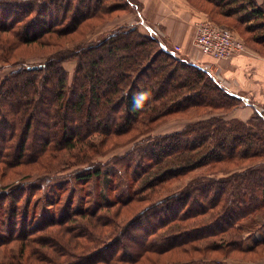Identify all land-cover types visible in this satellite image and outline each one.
<instances>
[{
	"label": "trees",
	"instance_id": "16d2710c",
	"mask_svg": "<svg viewBox=\"0 0 264 264\" xmlns=\"http://www.w3.org/2000/svg\"><path fill=\"white\" fill-rule=\"evenodd\" d=\"M208 1L248 8L246 1L244 20L264 21V9L251 0ZM134 3L0 0V70L13 69L0 75V162L18 165L22 157L29 161L50 150L78 149L88 158L99 153L103 139L126 134L136 123L152 131L174 114L197 110L201 115L179 130L151 136L149 145L126 164L150 178L146 186L152 191L202 169L200 173L124 227L115 224L110 239L94 235L92 248L84 244L82 255L65 251L61 260L38 252L37 259L43 264H140L143 258L151 260V254L175 250L184 258L169 264H226L212 254L227 255L229 248L256 252L264 247V237L248 242L242 233L264 227V110L247 120L232 117L242 106L240 98L205 70L164 49L158 38L143 34L138 25L120 26L90 42L85 41L86 31L73 47L60 46L37 63L18 58L27 46H57V39L78 35L90 28L89 22L124 12ZM258 27L264 28V22ZM70 60L75 61L72 76L65 67ZM142 91L149 93L146 100L137 96ZM93 164L78 181L101 177L102 167ZM219 164L224 174H209ZM7 197L0 198V206ZM73 211L91 215L79 207ZM69 220L52 214L37 228L27 226L22 239ZM5 236L0 234V246L7 243ZM45 240L41 245H50Z\"/></svg>",
	"mask_w": 264,
	"mask_h": 264
},
{
	"label": "rangeland",
	"instance_id": "374dc122",
	"mask_svg": "<svg viewBox=\"0 0 264 264\" xmlns=\"http://www.w3.org/2000/svg\"><path fill=\"white\" fill-rule=\"evenodd\" d=\"M251 1L252 4L264 9V0ZM184 2L202 12L203 16L201 15L200 18L210 19L218 25L232 30L244 43L245 52L256 51L264 54V28L258 27L264 21L244 20L243 16L247 14L249 8V3L246 1L245 5L248 8L240 4L225 5L208 0H184ZM118 13L110 15L104 20L89 22L90 28H83L84 30L78 35L57 39V46L41 44L27 46L19 51L18 58L27 57L29 58L28 62L37 63V60L42 61L47 54L60 46L73 47L72 45L83 38L86 31L87 42L96 41L105 35V33L98 35L103 26L115 20L123 12ZM52 38H57L56 34L52 35ZM91 38L94 39L91 40ZM47 40L48 37L43 41ZM177 47L181 49L179 45ZM65 67L72 76L75 61H67ZM12 70L10 68L2 69L0 75L4 76ZM200 117L197 110L174 114L152 131L146 130L147 127L144 124L136 123L135 127L126 134L112 136L108 141L103 139L99 143L101 144L99 153L89 155L88 158L78 149L71 152H51L50 150L36 159L34 156L29 161L25 160L26 157H22L24 161L18 165L0 162V198L8 195L6 202L0 206V213L3 214L0 216V234H6L7 241L6 244L0 246V264H43L40 262L41 259H37L40 256L38 252L45 253L49 258L62 257L60 259L64 260L66 257L61 256V253L65 251L70 252V256H79L84 252L82 250L84 244L90 245L89 248H92L91 239L94 238V235L106 239L113 237L112 231L115 224L124 227L160 197L176 190L191 176L202 171L201 169L190 176L173 179L164 185L165 188L152 191L146 186L147 179H150L148 176H145L135 165L131 169L126 166L128 160L137 158L141 149L149 145L151 136L179 130L187 123ZM88 160L91 162L87 163ZM92 162L94 163L93 167H102L101 177L92 178L86 182L78 181V176L85 172ZM223 166L216 165L211 171L214 173L209 174L223 175ZM11 197L12 201L9 199ZM51 202H55V206L50 205ZM14 205L18 209L16 212L13 211ZM77 207L82 211L87 209L91 215L86 217L80 214L74 215L73 209ZM52 214H56L60 220L65 221L68 218L70 220L62 225L52 226L45 232L33 233L29 239H22L26 237L25 228L27 226L37 228L41 223L47 222ZM3 218L5 221L2 222ZM39 235L42 236L41 242L44 238L50 240V245H41V242L36 241L28 243L30 238ZM242 235L247 238L248 242L262 239L264 227L256 226L253 231L247 229L243 231ZM215 239L216 237L209 238V240ZM225 253L227 255L221 253L212 255L223 257L226 264H264V247H260L252 253L231 252L229 248L225 250ZM183 258L180 253L174 250L163 256L151 254V260L143 258L140 264H169L170 261L177 262L178 259Z\"/></svg>",
	"mask_w": 264,
	"mask_h": 264
},
{
	"label": "crops",
	"instance_id": "0c3cea01",
	"mask_svg": "<svg viewBox=\"0 0 264 264\" xmlns=\"http://www.w3.org/2000/svg\"><path fill=\"white\" fill-rule=\"evenodd\" d=\"M195 9L184 0H135L131 8L103 26L98 35L123 25L137 24L143 34L158 38L167 47L179 45L181 57L201 65L210 77L242 100V106L231 116L247 120L255 111L264 110V54L248 51L215 60L200 53L194 35L195 23L202 19L203 13ZM243 96L248 97L250 103L246 104Z\"/></svg>",
	"mask_w": 264,
	"mask_h": 264
},
{
	"label": "built area",
	"instance_id": "2783aa9c",
	"mask_svg": "<svg viewBox=\"0 0 264 264\" xmlns=\"http://www.w3.org/2000/svg\"><path fill=\"white\" fill-rule=\"evenodd\" d=\"M194 43L200 53L208 55L215 60L228 59L246 51L244 43L238 39L232 30L222 27L210 19H200L195 23ZM162 46L183 61L193 63L180 56L179 47L170 48L164 44ZM193 64L202 68L197 63ZM242 98L246 104L250 103L248 97L243 96ZM259 111L262 112L263 110L259 109Z\"/></svg>",
	"mask_w": 264,
	"mask_h": 264
},
{
	"label": "clouds",
	"instance_id": "9594fccd",
	"mask_svg": "<svg viewBox=\"0 0 264 264\" xmlns=\"http://www.w3.org/2000/svg\"><path fill=\"white\" fill-rule=\"evenodd\" d=\"M138 98L141 100H146L149 96V93L147 91H142L137 94ZM137 107H140L139 104H137Z\"/></svg>",
	"mask_w": 264,
	"mask_h": 264
},
{
	"label": "water",
	"instance_id": "95a60500",
	"mask_svg": "<svg viewBox=\"0 0 264 264\" xmlns=\"http://www.w3.org/2000/svg\"><path fill=\"white\" fill-rule=\"evenodd\" d=\"M162 45V44H161Z\"/></svg>",
	"mask_w": 264,
	"mask_h": 264
}]
</instances>
